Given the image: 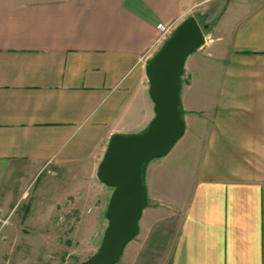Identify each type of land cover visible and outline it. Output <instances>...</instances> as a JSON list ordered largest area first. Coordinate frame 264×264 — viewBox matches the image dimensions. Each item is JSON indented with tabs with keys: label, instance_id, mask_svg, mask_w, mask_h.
<instances>
[{
	"label": "crops",
	"instance_id": "1",
	"mask_svg": "<svg viewBox=\"0 0 264 264\" xmlns=\"http://www.w3.org/2000/svg\"><path fill=\"white\" fill-rule=\"evenodd\" d=\"M203 3L212 8L201 17L214 24H204L205 44L180 79L188 136L176 155L147 164L154 217L115 264H264V0H0L1 225L16 198L58 178L67 220L40 225L53 229L37 234L44 245H61L69 216L90 209L92 229L104 232L112 189L95 172L109 138L148 126L145 67L161 27L188 16L199 23ZM18 220L3 264L27 238Z\"/></svg>",
	"mask_w": 264,
	"mask_h": 264
},
{
	"label": "water",
	"instance_id": "2",
	"mask_svg": "<svg viewBox=\"0 0 264 264\" xmlns=\"http://www.w3.org/2000/svg\"><path fill=\"white\" fill-rule=\"evenodd\" d=\"M194 16L185 18L145 67L154 116L140 133L113 134L95 177L112 189L104 213L107 221L100 245L87 264H115L138 234L147 203V164L166 156L185 132L181 109V75L187 57L205 44L204 30Z\"/></svg>",
	"mask_w": 264,
	"mask_h": 264
},
{
	"label": "rangeland",
	"instance_id": "3",
	"mask_svg": "<svg viewBox=\"0 0 264 264\" xmlns=\"http://www.w3.org/2000/svg\"><path fill=\"white\" fill-rule=\"evenodd\" d=\"M211 8L212 6L210 4L199 5L195 8L194 12V14L199 18L200 26L209 24V30L212 28L214 21H206V19L201 17L200 13H207L208 9ZM214 9L216 10V15L221 11L222 6L218 4L216 7L214 6ZM188 133L189 130L185 127L183 136L170 150L172 154L176 155V153L182 149L183 141H185V135ZM40 186L41 185L39 184V189L37 187L36 189L32 188L31 190L26 191L22 198H16L14 200L16 207L14 208L11 216L8 217L7 223L2 225L0 224V264H3L2 254L7 250L5 234L8 229L12 227L14 223L17 224V221H19L18 219H22V217H24L25 221H22L23 227L20 229V232H24L27 238L20 241V245H18V247H16L17 245L10 246L9 256L12 255V253L15 254V258L13 257V261H11L10 264H86L87 261L96 253L103 235V228L98 229V231L92 229L97 227L94 212L90 209L88 210L89 212L77 213L73 216H69L70 221H73V229H63V234L57 236L61 239V245H55L54 243L49 244V246L44 245L45 240H42V238L37 234L41 232H51L53 229H39L40 225L48 228L53 225L52 222H55L59 217H62L61 222H58L59 226H63L64 221L67 219L65 217V210L62 209L61 206L63 203H69V201L68 196H66L68 195L66 193V184L62 183L58 178H55L48 188L41 189ZM96 193H98V191ZM177 197L178 195L175 198ZM26 205H30L27 217L24 216L23 211ZM57 205L60 207L59 211H61V214L58 213L59 211L54 210ZM154 205L155 203L151 199L147 198L146 206L143 209L142 216L139 221V226L141 224L142 230L144 228V222H147L150 218L154 217L151 212V208ZM87 218L95 224L93 225L90 222L88 226H85L86 228H78V221ZM34 234L36 237H33ZM16 255L19 256V258Z\"/></svg>",
	"mask_w": 264,
	"mask_h": 264
},
{
	"label": "built area",
	"instance_id": "4",
	"mask_svg": "<svg viewBox=\"0 0 264 264\" xmlns=\"http://www.w3.org/2000/svg\"><path fill=\"white\" fill-rule=\"evenodd\" d=\"M161 39L162 41L165 40L173 31V25H167L161 27Z\"/></svg>",
	"mask_w": 264,
	"mask_h": 264
},
{
	"label": "trees",
	"instance_id": "5",
	"mask_svg": "<svg viewBox=\"0 0 264 264\" xmlns=\"http://www.w3.org/2000/svg\"><path fill=\"white\" fill-rule=\"evenodd\" d=\"M196 18V17H195ZM197 22H198V19L196 18ZM88 262V261H87ZM87 264V263H86Z\"/></svg>",
	"mask_w": 264,
	"mask_h": 264
}]
</instances>
